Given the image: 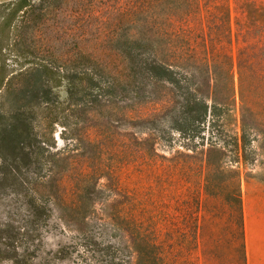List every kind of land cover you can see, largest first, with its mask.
<instances>
[{"label":"trees","instance_id":"16d2710c","mask_svg":"<svg viewBox=\"0 0 264 264\" xmlns=\"http://www.w3.org/2000/svg\"><path fill=\"white\" fill-rule=\"evenodd\" d=\"M60 1L0 2V185L22 193L25 207L18 221L9 217L0 225V244L13 246L20 236L26 247L21 254L11 255L0 249V260L29 264L28 247L38 240L54 210L79 234L77 241L55 252V259L90 252L91 243L81 225L96 214L94 201L88 196L90 182L99 179L104 168L91 166L86 155L88 148L98 145L99 128L84 125L88 117L95 119V114L108 111L111 99L131 101L127 107H118L120 122L153 125L170 112L172 101L168 93L147 89L154 83H165L183 97L180 113L188 120L174 121L171 137L175 133L182 138L188 131L192 133L189 138L201 141L196 144L199 147L191 154L174 148L161 154L157 141L168 142L161 135L119 134L124 154L116 170L121 199L114 205L102 204L101 220L126 235L135 264H205V222L210 212L235 206L239 213L237 264H246L238 167L246 161L244 121L264 119V2L233 0L234 53L230 0H129L117 15L135 36L120 39L113 35L94 42L85 39L87 46L75 44L70 50H75L74 60L68 62L57 57L65 55L62 44L66 42H56L61 43L57 46L51 36L25 39L21 35L24 30L39 32ZM106 1L80 0L76 11H84L91 19L96 5ZM110 29L115 32L117 27L110 23ZM106 49L121 59L115 77L110 76L113 64L99 61L96 55L105 56ZM45 54L56 57L49 60ZM197 63L206 68L210 82L211 76L225 79L228 106L216 100L213 89L207 97L199 98L190 97L188 88H182L176 69L188 70ZM60 89L65 94L63 100L58 96ZM127 108L139 114L126 117ZM224 113L240 122L239 126L234 124L231 142L218 140L219 136L205 129L208 121ZM57 125L64 128L59 135L68 132L71 139L59 149L53 141ZM31 166L37 171L36 178L33 187L26 188L28 182L19 180L18 174ZM107 173L114 171L108 169ZM72 174L76 181L69 189L66 180ZM127 178L134 185L132 192L128 191ZM77 247L82 252L74 251Z\"/></svg>","mask_w":264,"mask_h":264},{"label":"rangeland","instance_id":"374dc122","mask_svg":"<svg viewBox=\"0 0 264 264\" xmlns=\"http://www.w3.org/2000/svg\"><path fill=\"white\" fill-rule=\"evenodd\" d=\"M2 1L8 0H0V2ZM79 1L80 0H61L59 3L55 4L56 7L52 10L49 21L41 27L39 32L24 30L21 35L25 39L51 36L52 44H57V46L66 42L64 46L62 44V52L65 55H58L57 57L63 58L61 60L68 62L74 60L75 50H70L75 48V44L78 43L79 48L87 46L84 43L85 39H90L94 42L95 40L110 38L113 35L120 39L133 38L135 36V33L132 30H128V26L124 25L125 23L121 15H117V13L125 10L127 7L126 5L129 4V0H109L98 4L96 8H94L95 17L91 19L87 17V13L84 11L79 13L76 11V4ZM261 1L264 2V0ZM230 11L233 51L235 53L237 45L235 44L234 17L236 14L234 12L233 0H230ZM114 17L116 20L113 19ZM88 22L93 24V28L88 26ZM110 23L116 25L117 30H115V32L111 31ZM55 27L56 31L54 30ZM5 53H8V50H6ZM57 53L54 52L55 55ZM54 54H45L46 59L52 60L53 56L56 57ZM96 55L99 56V61H109L113 64V67L110 68V76L115 77L116 75L114 72H116L118 68H121V59H119L117 53L113 52L111 49H106L105 56L98 55V53H96ZM96 55L93 54L92 56L98 59ZM10 58L11 57L7 58L9 64L11 62ZM69 65H73V63ZM176 71L179 73L180 85L182 88H188L190 97L192 95V97L205 98L213 89L216 100L223 106H228L229 101L225 88L226 83L223 77L211 76L213 80L210 82V75L207 74L206 68L199 66L198 63L188 70L176 69ZM147 90H158V92L168 93L172 101L170 112L164 113L153 125L120 122L119 118L121 113L118 107H127L131 104V101L126 99L123 103H117L111 99L112 103L109 104L108 111L95 114V119L88 117V121H86L84 125L88 128L96 126L99 128V132H97L100 136L98 145L88 148L86 155L90 157L91 166L95 164L101 165V167L104 168V172L99 179L96 178L90 182V192L88 196L94 201L96 214L89 215L86 220H84V224L81 225V228L87 234L91 243L90 252H83L81 257L73 253L69 258L64 260L55 259V252L60 247L68 246L74 241H77L76 238L79 237V234L76 231V227L69 222L66 217H62L58 210H54L51 220L47 223L46 227L41 229L38 240L34 242L33 246L28 247L29 264H135V255L126 235L117 228L111 226L108 222L101 220L102 217L100 212L103 208L102 204L109 202L114 205L115 202L121 199L116 170L121 161L120 157L124 156V154L122 153L123 149L118 144L119 134L128 136L136 135L138 137L151 133L161 135L165 140H168L167 143L162 140L157 141L156 148L161 154H167L170 148L191 154L192 149L194 150L196 147H199L196 145L197 142H201L199 139L189 138V135L192 133L188 131L184 132L182 138H178L175 133L174 136L171 137L172 128L175 126L174 121L179 120L181 123H184L187 118L185 114L180 113L182 111L181 105H184L185 101L176 89L165 83H154L152 86H149ZM58 92L59 99L63 100L65 98L63 89H60ZM118 94L122 93L118 92ZM130 96H132V94H130ZM9 98L11 97L9 96L7 99ZM150 100H154V97H151ZM124 112L126 117H135L139 114L132 112L129 108ZM187 121L188 120H186V123ZM235 123L237 126L240 125L239 120L235 122L231 115L224 113L221 114L219 118L208 121L205 125V129L214 134L213 136H219L220 138H218V140L231 142V138L235 136L233 133ZM244 126V141L246 143L244 156L246 161L239 164L238 168L241 182L245 185L254 181H264V119L257 121L247 119L244 121ZM254 126L258 129L254 130ZM153 128L155 130H153ZM63 129L62 126L57 125L53 132V141L58 149L63 148L71 140L69 139L70 133L68 132L59 135ZM93 132L95 133L96 129H93ZM237 132V137L240 139V130L238 129ZM207 137L208 135L205 136V138ZM200 150L201 148L197 149V152ZM129 151L127 153L125 152L126 156ZM1 166L2 162L0 160V183H2ZM108 169L113 170L114 173L108 175ZM36 172L34 166L21 169L18 174V179L28 182L24 187L32 188L36 178ZM97 180L98 185L95 187ZM126 180L128 182V191L132 192L134 185L130 178ZM75 181V175L72 174L68 176L66 185L69 189L73 186ZM102 185H105V187H102ZM22 195L23 194L20 192L12 191L0 185V225L7 221L9 217L16 221L23 217L25 207L21 202L23 200ZM215 214L216 217H214ZM238 221L239 213L235 206L225 205L218 208L217 211H214V214L210 212L209 219L205 222L207 230V236L204 242L205 264L238 263ZM181 227L184 228L183 225H181ZM16 238L18 241L16 239L13 246L8 245L7 247L0 244L1 251L10 255L13 254V252L21 254L26 247L19 241L21 240L20 236H16ZM74 251L82 252V249L77 247ZM0 264H12V261L0 260Z\"/></svg>","mask_w":264,"mask_h":264},{"label":"crops","instance_id":"0c3cea01","mask_svg":"<svg viewBox=\"0 0 264 264\" xmlns=\"http://www.w3.org/2000/svg\"><path fill=\"white\" fill-rule=\"evenodd\" d=\"M246 264H264V181L241 185Z\"/></svg>","mask_w":264,"mask_h":264}]
</instances>
